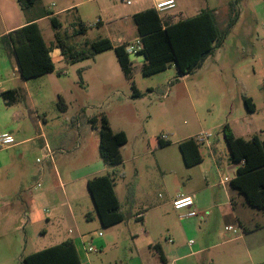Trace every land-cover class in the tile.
Returning <instances> with one entry per match:
<instances>
[{"label": "rangeland", "instance_id": "rangeland-1", "mask_svg": "<svg viewBox=\"0 0 264 264\" xmlns=\"http://www.w3.org/2000/svg\"><path fill=\"white\" fill-rule=\"evenodd\" d=\"M130 1L39 0L34 7L24 10L18 0H0V32L6 35L8 29L30 18H39L36 22L48 44L57 32L66 33L70 36L67 38L69 44L86 50L100 38L119 44L138 35L133 16L138 1ZM177 1L187 16L201 9L215 11L218 27L226 33L215 53L187 75L181 74L176 65L146 74L144 57L136 55L130 80L113 49L93 59L72 63L56 48L51 53L55 71L27 80L18 71L16 55L0 38V130L4 126L14 127L13 135L18 141L20 126L23 136L34 137L25 145V158L14 154L13 166L0 171V185L4 191L30 190L40 194L33 206L37 221L26 228L29 251L56 244L66 229V222L55 216L59 208L67 207L63 204L62 189L56 184L52 165L45 162V156L37 147L42 133L47 138L58 137V143L63 145L55 156V165L63 173L61 181L70 191L71 206L80 215L84 230L90 231L88 234L102 232L101 239L109 240L107 247L101 249L95 244L98 238L95 243L85 244L97 248L89 253L91 264H138L137 259H145L149 255V239L142 234L146 226L137 214L147 216L154 235L161 226V218L176 223L177 217L171 213L175 208L172 209L170 203L164 204L168 203L169 194L183 188L182 182H188L187 187L197 192L211 184V194L225 203L224 186L232 190V185L230 182L223 185L222 180L237 175L239 166L229 161V149L222 131L226 123L237 136L249 139L258 135L264 139V0ZM233 1H237L235 12L231 8ZM67 3L75 6L55 14L60 24L58 28L52 24L51 15L42 17L47 11H58ZM234 16L235 23L228 27ZM80 21L89 28L84 34H74ZM79 70H82L81 76ZM133 83L139 91L137 96L133 94ZM9 89H17L23 95L19 94L8 104L4 93ZM245 96L252 98L254 111L247 108ZM103 116L116 131L122 130L128 135V142L122 146L123 162L113 167L104 163L99 152L98 127ZM93 118L98 119L97 127L92 126ZM163 135L171 144L159 149L157 139ZM202 135L205 139L199 143L204 162L188 167L179 143ZM212 143L216 146L218 165L210 152ZM43 165L45 170H42ZM106 168L115 175L120 207L125 216L124 221L110 227H104L99 221L84 178L92 172L105 173ZM72 179L74 183L67 185ZM56 199H60V203ZM153 204L162 207L150 210ZM245 207L241 201L235 204V213L256 230L247 242L248 249L264 257V210ZM209 210L213 222L224 234L230 235L225 230L226 225L232 224L229 206L224 204ZM85 213L94 215L95 221L88 219ZM23 225L20 235L25 232ZM42 228L47 229V235L38 238ZM241 253L249 262L246 249ZM11 264L24 263L20 259Z\"/></svg>", "mask_w": 264, "mask_h": 264}, {"label": "trees", "instance_id": "trees-1", "mask_svg": "<svg viewBox=\"0 0 264 264\" xmlns=\"http://www.w3.org/2000/svg\"><path fill=\"white\" fill-rule=\"evenodd\" d=\"M39 0H18L24 10L31 9ZM237 1L231 3L236 11ZM52 15L47 11L44 16ZM236 15V14H235ZM55 27L59 21L55 15L50 16ZM39 19V18H37ZM37 19L1 36L16 55L19 71L24 79H32L54 72L56 69L52 51L60 49L67 62H78L93 59L97 54L113 49L121 68L127 78L132 80V59L125 51V44L114 46L108 38H100L90 44L89 49L78 48L67 41L66 33L55 34V39L48 44L41 32ZM235 16L228 27L235 23ZM138 29V36L142 42V49L138 55L145 58L143 71L154 73L176 65L183 74H191L200 68L209 55L215 53L222 45L225 32L220 31L215 11L201 9L195 15L181 19L174 24L164 26L163 20L156 8H148L134 15ZM79 28L74 34H84L89 26L80 21ZM99 24V23H98ZM82 75V70H79ZM134 95H139L135 84H132ZM2 93V92H1ZM17 96V89L6 91L8 102L13 99L10 94ZM245 103L250 111L255 110L252 98L245 96ZM65 106V105H64ZM98 119H92V126L97 127ZM99 152L104 163L116 166L123 162L122 146L128 142L125 131H115L106 116L99 125ZM223 134L229 149V161L238 163L237 176L231 180L233 188L242 193L249 206L264 210V139L254 135L249 139L237 136L231 126H223ZM164 136V135H163ZM160 136L157 147L171 144V141ZM184 161L188 166H194L203 161L200 143L191 137L179 143ZM116 178L114 173L98 175L88 180V188L94 201L95 209L104 227H110L124 221L120 202L115 192ZM24 264H82L80 254L73 240L44 248L28 254L23 259Z\"/></svg>", "mask_w": 264, "mask_h": 264}, {"label": "crops", "instance_id": "crops-1", "mask_svg": "<svg viewBox=\"0 0 264 264\" xmlns=\"http://www.w3.org/2000/svg\"><path fill=\"white\" fill-rule=\"evenodd\" d=\"M137 1H138V8L135 9L133 16L136 13L146 10L148 8H152V7L155 8V4L157 0H137ZM175 1L176 4L173 8L159 12L163 20L164 26L171 25L181 19L191 17L189 15L188 16L185 15L178 1L177 0ZM74 6L75 4L73 3L72 4L67 3L63 5V7L60 10L58 11L50 10V12H53L52 15H55L59 12L70 10ZM34 19L37 18H30L26 21V23L8 29L7 32L9 33L10 31L23 26ZM101 23L102 20L99 21V24ZM3 35H5V33L0 32V38ZM137 38H139L138 35L133 39H129L122 43L113 44V45L117 46V45L127 44L129 42L134 41ZM131 59L133 61V58ZM143 61L145 63V58ZM17 67L19 71V65ZM9 90H14V89H9ZM20 95H23L22 92L20 93ZM10 96L13 98L16 97L14 96L13 93L10 94ZM17 96L19 97V95ZM7 103L9 104L10 101L8 102L7 100ZM111 127L113 128L112 125ZM2 129L3 130L0 131H8L11 132L12 134L14 133L13 130L14 127L4 126L2 127ZM18 130H19L18 136L20 137V139L17 141L16 136H14L16 141L14 145L5 149H0V171H2L3 169L9 170L11 166H13L12 157L14 154H17V157L19 156L20 159L25 158V154H26L25 145L30 141V139L34 138V137L23 136L21 134L22 131L20 129V126ZM113 130L116 131L115 128H113ZM40 136L42 139L37 147H39L40 152H42V154L45 156V162H47V164L49 163L52 165L53 171L57 178L56 184H58V186L62 189V193L64 197L63 204L65 205L66 203L67 205L65 209L59 208L60 212L56 211L55 213L56 218H61L64 220V222H66L65 234L63 237H60L61 241H58L56 244L62 243L63 241L69 239L73 240L80 254L82 264H84V261H86L87 264H91L89 255H87L84 252L82 244H86L87 242L95 243V240L98 238L95 244L97 248L101 249L104 248L105 246L107 247L109 240L101 239L103 235H100V232L88 234V232L90 231L84 230V224L80 220V215L71 206L72 199H71L70 191L68 189L67 190L65 189L66 183L61 181L63 178V173L60 169H58L57 165H55L56 163L55 156L59 151H61L63 145L58 143L59 142L58 137L47 138L45 133H42ZM164 147H159V149ZM49 150L52 151L53 159L47 157V153ZM210 152H212L211 154H213L212 156L215 163L217 165L220 164L216 155V146L213 143ZM201 154L203 157L202 152ZM135 158H138L137 155H135ZM170 160L171 159H169L168 161ZM203 162L204 161H202L197 165H200ZM159 166H161L160 163ZM45 167L46 166L43 165L42 170H45ZM108 169L109 168H106L105 173L102 174H97L92 172L85 175L84 178L87 184L89 179L98 175H104L109 173ZM216 169L218 170V166H216ZM9 176L10 175L7 176L8 180L10 179ZM236 176L237 175L232 177L231 180ZM182 178L184 179V177ZM192 179L193 176L190 175V180ZM231 180L229 181L230 183ZM73 181L74 179L67 181V185H69L70 183H74ZM187 183L188 182H184V183L182 182L183 188H180L174 193L172 192L171 194H169L168 203H165L164 205L169 203L173 205V200L179 194L192 195L195 198L196 208L198 209L199 212L197 216L186 217L188 213L187 209L174 210L172 206L173 211H171V213H173L174 216L177 217V222L176 223L165 222L164 217L161 218L162 221L161 226L159 230L156 231L157 234L154 235L152 229L149 228L150 222L147 216L144 215L143 213L137 214L139 218L143 219L144 225L146 226L145 229L142 230V234H144V236L149 239L148 253L150 255L145 257V259L142 258L137 259L138 264H264V257L259 256V254L257 253L252 254L247 246L248 240L254 233H256V230L251 229L249 226H247L241 220V218L235 213V204L241 201L244 207L245 205H248L245 196L242 193H240L238 189L232 187V190H230L228 188V185H226L224 186V191H225L224 195L226 201L225 203H222V201L218 200L217 195L213 196L211 194L210 189H212L213 187L211 184H207V186L202 192L201 191L197 192L193 188H188ZM117 186L118 183L116 182L115 192L121 205V199L117 192ZM3 189H2V185H0V264H11L13 261H18L20 259H22L23 261L26 255L42 250L47 247L37 249L34 251H29L28 249L29 236L26 228L31 226L35 221H37L33 206H34V201L36 202L39 201L38 197L40 196V194H34L30 190L29 191L22 190L20 192H17L11 190L4 191ZM165 189L168 192L167 185H165ZM54 191L56 192L55 188ZM242 197H244L246 202H243ZM56 201L60 203V199H56ZM224 204H227L229 206L230 212L228 213V216L230 217L232 222V224L229 223V225L226 226L232 225L238 229L237 232H234L232 230H227L225 226V230L228 231L230 235L224 234V232L221 231L220 228L213 222V217L211 218L209 217L210 215L209 209H217ZM160 207L162 206L153 204L150 210L158 209ZM170 210L171 209H169L168 211L170 212ZM166 214L168 215L169 213ZM84 215H86L88 219H91V221L93 222L95 221V216L92 215L91 213H85ZM21 225L24 226L23 229L25 230L23 235L19 234V232L22 231ZM42 235L43 236L47 235L46 228L41 229V233L39 234L38 238H40ZM163 239H165V241H163ZM244 249H246L249 255V262H246L244 260L243 253H241ZM154 251L155 252L157 251L158 255Z\"/></svg>", "mask_w": 264, "mask_h": 264}, {"label": "built area", "instance_id": "built-area-1", "mask_svg": "<svg viewBox=\"0 0 264 264\" xmlns=\"http://www.w3.org/2000/svg\"><path fill=\"white\" fill-rule=\"evenodd\" d=\"M130 2L131 1L128 0V3H130ZM175 4H176L175 0H157L156 4H155V8L157 11L161 12L163 10L173 8L175 6ZM141 49H142V42H141L140 37L135 39L132 42L125 44V51L129 55L130 58H133V56L138 55V53ZM163 137L166 138V135H164ZM197 139H198V141H204L205 138L202 135V136H199ZM15 143H16L15 137L11 132L0 131V149H5L8 147H11ZM47 157H49L50 159H53V154H52L51 150L48 151ZM37 161L41 162V159L38 158ZM230 180L231 179L226 177L222 180V184L225 185ZM173 207L176 210L187 209L188 213H187L186 217H195L199 214L198 209L196 208L195 198L192 195L179 194L173 200ZM226 229L232 230L234 232L238 231V229L232 225L226 226ZM100 235H102L101 232H100ZM170 241H172V240H170ZM82 245H83V250L87 255H89L90 252L97 251V248H95V247H92V246L86 247L85 244H82Z\"/></svg>", "mask_w": 264, "mask_h": 264}, {"label": "water", "instance_id": "water-1", "mask_svg": "<svg viewBox=\"0 0 264 264\" xmlns=\"http://www.w3.org/2000/svg\"><path fill=\"white\" fill-rule=\"evenodd\" d=\"M17 62H18V60H17ZM18 65H19V63H18Z\"/></svg>", "mask_w": 264, "mask_h": 264}]
</instances>
